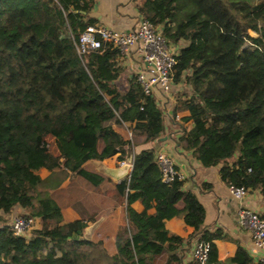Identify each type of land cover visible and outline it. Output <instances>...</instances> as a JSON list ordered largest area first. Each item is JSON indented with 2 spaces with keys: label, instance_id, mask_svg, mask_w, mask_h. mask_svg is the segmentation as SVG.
I'll use <instances>...</instances> for the list:
<instances>
[{
  "label": "trees",
  "instance_id": "1",
  "mask_svg": "<svg viewBox=\"0 0 264 264\" xmlns=\"http://www.w3.org/2000/svg\"><path fill=\"white\" fill-rule=\"evenodd\" d=\"M142 1L140 15L161 28L168 44L184 42L173 81L191 87L180 102L192 124L182 131L187 149L203 167L221 164L228 187L264 195V0ZM93 2L0 0V213L19 205L42 222L27 238L0 227V264H181L184 239L165 228L176 217L193 228L189 239L209 244L206 264H261L242 247L219 260L214 241L221 232L204 229L197 196L183 190L184 180L162 182L155 150L141 147L164 132V112L135 76L124 92L102 76L101 66L115 79L122 74L117 49L102 43L86 55L77 52L80 33L96 24L86 19ZM115 127L130 129L131 139ZM48 135L62 156L49 153ZM99 154H119V162L133 156L130 177L116 187L126 199L127 225L115 254L83 237V221L63 224L47 192L69 174L101 184L103 177L83 168ZM41 168L50 172L45 180ZM134 199L153 202L154 212L134 211Z\"/></svg>",
  "mask_w": 264,
  "mask_h": 264
},
{
  "label": "crops",
  "instance_id": "2",
  "mask_svg": "<svg viewBox=\"0 0 264 264\" xmlns=\"http://www.w3.org/2000/svg\"><path fill=\"white\" fill-rule=\"evenodd\" d=\"M142 4V0H94L86 19L93 20L96 24L116 32H131L136 29L141 17L139 8ZM120 65L123 67V72L117 79L106 67L101 66L99 70L102 76L124 92L128 89L130 78L143 69L144 64L133 49L120 59ZM190 96L191 87L184 81L174 83L168 95L156 92L153 98L164 112L165 129L160 137L165 140L157 139L141 148H152L155 153H163L173 159L176 170L184 177L183 190L194 193L204 207V229L221 232L222 238L214 241L219 260L230 259L234 256L237 248L242 247L254 259V262L258 263L264 255V250L257 251L253 248L250 234L237 225L235 213L239 208H246L264 216V195L255 189L249 191L242 200L234 199L228 185L221 180V164L214 167H203L194 157L192 150L187 149L186 142L182 139V131L188 130L192 124L190 121L184 120L190 114L180 105V102ZM115 130L125 140L129 139L131 130L127 127H115ZM45 140L50 154L55 157L62 156V150L53 136L48 135ZM101 148L102 142L100 141L99 153ZM118 157L119 154L104 158L99 154L96 159L83 165L87 171L104 178L103 182L97 186L91 185L79 176L69 174L57 189H47L48 194L61 208L62 223L67 224L75 220L83 221L86 223L83 237L94 242H101L109 254L116 253L117 234L127 225L126 199L118 193L116 188L120 182L113 181L103 172L105 169L120 167ZM37 174L42 180L50 176V172L45 168L39 169ZM130 207L136 212L146 210L149 214L155 210L153 202L143 199L132 200ZM179 207H182V203H179ZM0 214L4 219V222H0V227H2L10 226L15 215L27 214V212L16 205L9 214ZM41 224V220L35 218L34 230L40 229ZM165 228L170 234L184 239L180 253L181 264H194L191 260V251L194 241L198 237L195 235L189 239L193 234V228L187 226L182 218L177 217L167 220ZM158 264H165L164 259H159Z\"/></svg>",
  "mask_w": 264,
  "mask_h": 264
},
{
  "label": "built area",
  "instance_id": "3",
  "mask_svg": "<svg viewBox=\"0 0 264 264\" xmlns=\"http://www.w3.org/2000/svg\"><path fill=\"white\" fill-rule=\"evenodd\" d=\"M258 36L254 34L251 39ZM102 43H107L117 49L120 57H124L135 50L140 57L144 68L135 75L137 83L141 86L145 95L152 96L156 92L168 95L174 84L173 69L176 65L178 48L168 44L159 26L154 25L148 19L140 17L137 27L131 32H116L99 24L86 27L80 33L76 50L80 55H86L101 48ZM247 44H250L249 41ZM132 134L129 133V139ZM128 139V140H129ZM157 164L161 171L162 182L169 184L175 179L184 180V177L176 170L175 163L166 154L157 153ZM128 164L133 167V156L120 165ZM231 196L236 200L244 199L249 190L243 187H229ZM237 225L247 231L252 239L253 248L257 251L264 250V216L246 208H239L235 213ZM35 228V218L27 214H18L13 217L9 226L15 236L29 237V232ZM209 244L196 238L191 251V260L194 264H206L208 260ZM264 264V255L260 262Z\"/></svg>",
  "mask_w": 264,
  "mask_h": 264
},
{
  "label": "water",
  "instance_id": "4",
  "mask_svg": "<svg viewBox=\"0 0 264 264\" xmlns=\"http://www.w3.org/2000/svg\"><path fill=\"white\" fill-rule=\"evenodd\" d=\"M260 24V23H259ZM159 141L165 140L162 137L158 138ZM157 158V152L155 153V159ZM132 168L128 164L121 165L116 169H105L103 172L115 182H121L130 177Z\"/></svg>",
  "mask_w": 264,
  "mask_h": 264
},
{
  "label": "rangeland",
  "instance_id": "5",
  "mask_svg": "<svg viewBox=\"0 0 264 264\" xmlns=\"http://www.w3.org/2000/svg\"><path fill=\"white\" fill-rule=\"evenodd\" d=\"M252 2H254V0H252ZM248 34H249V36H253L254 35V32L249 31ZM183 45H184V42H181L178 46H183ZM178 46H174V47L177 48ZM31 232H29V235H30Z\"/></svg>",
  "mask_w": 264,
  "mask_h": 264
}]
</instances>
